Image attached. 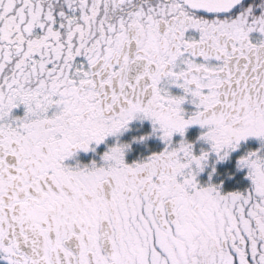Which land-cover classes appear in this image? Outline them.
I'll use <instances>...</instances> for the list:
<instances>
[{"label": "snow or ice", "instance_id": "6c2138e0", "mask_svg": "<svg viewBox=\"0 0 264 264\" xmlns=\"http://www.w3.org/2000/svg\"><path fill=\"white\" fill-rule=\"evenodd\" d=\"M0 264H264V0H0Z\"/></svg>", "mask_w": 264, "mask_h": 264}]
</instances>
